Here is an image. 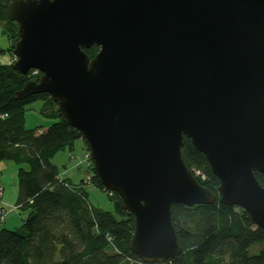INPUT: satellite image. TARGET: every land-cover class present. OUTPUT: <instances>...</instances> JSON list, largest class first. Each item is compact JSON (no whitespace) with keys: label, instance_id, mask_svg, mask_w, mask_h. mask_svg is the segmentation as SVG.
Instances as JSON below:
<instances>
[{"label":"water","instance_id":"water-1","mask_svg":"<svg viewBox=\"0 0 264 264\" xmlns=\"http://www.w3.org/2000/svg\"><path fill=\"white\" fill-rule=\"evenodd\" d=\"M6 15L11 67L40 74L17 98L48 94L81 133L133 216L141 262L182 253L173 204L216 200L184 164V137L217 177L219 203L264 229V0H10Z\"/></svg>","mask_w":264,"mask_h":264},{"label":"trees","instance_id":"trees-1","mask_svg":"<svg viewBox=\"0 0 264 264\" xmlns=\"http://www.w3.org/2000/svg\"><path fill=\"white\" fill-rule=\"evenodd\" d=\"M9 1L0 0V35L7 42L5 48L0 46V162L19 165L18 197L13 206L25 216L16 228H0V264H264V229L256 227L242 208L219 203L217 177L204 155L185 137L182 160L216 200L211 205L171 206V223L182 248L177 258L143 263L131 253L133 216L122 209L116 193L102 186L81 133L62 121L48 94L17 98L24 84L36 81L40 74L30 70L22 75L11 67L17 26L6 15ZM97 51L95 45L83 49L89 59ZM35 102H41L37 112L52 121L45 129L25 126V112ZM79 139L86 151L87 177L75 183L60 176L51 159L60 151L72 154ZM254 175L264 188V175ZM87 184L109 195L112 211L92 208L87 201ZM255 245L261 247L251 253Z\"/></svg>","mask_w":264,"mask_h":264},{"label":"rangeland","instance_id":"rangeland-1","mask_svg":"<svg viewBox=\"0 0 264 264\" xmlns=\"http://www.w3.org/2000/svg\"><path fill=\"white\" fill-rule=\"evenodd\" d=\"M0 46L5 48L7 42L5 37L0 35ZM5 57V55H4ZM41 102H35L25 112V126L27 128L43 127L46 128L52 121L42 117L38 112ZM72 154L68 150L60 151L51 159L52 163L57 167L59 175H65L72 182H80L86 180L85 171V148L82 139L74 142ZM79 167V168H78ZM19 165L12 161L0 162V186L2 189L0 195V208L3 207L6 211L4 220L0 221V228L18 227L21 218L25 216V212L13 208L17 197V169ZM65 173V174H63ZM87 201L92 208L102 211H112L113 201L109 195L92 184L86 185ZM261 246L255 245L251 253H257Z\"/></svg>","mask_w":264,"mask_h":264},{"label":"built area","instance_id":"built-area-1","mask_svg":"<svg viewBox=\"0 0 264 264\" xmlns=\"http://www.w3.org/2000/svg\"><path fill=\"white\" fill-rule=\"evenodd\" d=\"M15 60V58H13L12 59V62L11 63H13V61ZM3 62V59H2V56L0 55V63H2ZM37 73V71H35V70H32V74H36ZM85 161V160H84ZM195 174L196 175H200V172L199 171H195ZM1 189H0V195H1ZM13 208H15L16 209V207L15 206H13ZM5 213H6V211H5V209H1L0 210V221L1 220H4V215H5Z\"/></svg>","mask_w":264,"mask_h":264},{"label":"crops","instance_id":"crops-1","mask_svg":"<svg viewBox=\"0 0 264 264\" xmlns=\"http://www.w3.org/2000/svg\"><path fill=\"white\" fill-rule=\"evenodd\" d=\"M42 129H45V128H42ZM85 153H86V151H85ZM63 174H65V173H63ZM63 176H65V175H63ZM76 183V182H75ZM0 188H1V186H0ZM1 191H2V189H1ZM5 221L6 220H4V223H5ZM21 222H22V218H21ZM21 222H20V224H21ZM13 228H15V227H13ZM9 229H12V228H9Z\"/></svg>","mask_w":264,"mask_h":264},{"label":"bare ground","instance_id":"bare-ground-1","mask_svg":"<svg viewBox=\"0 0 264 264\" xmlns=\"http://www.w3.org/2000/svg\"><path fill=\"white\" fill-rule=\"evenodd\" d=\"M46 101V100H45ZM45 105V104H44ZM5 114V113H4ZM2 115V114H1ZM6 118V117H5Z\"/></svg>","mask_w":264,"mask_h":264}]
</instances>
